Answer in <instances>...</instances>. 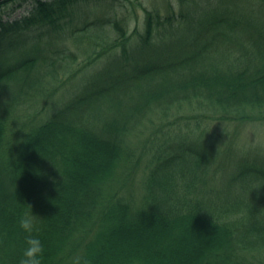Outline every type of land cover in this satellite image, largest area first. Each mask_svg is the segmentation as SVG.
<instances>
[{
    "label": "trees",
    "instance_id": "16d2710c",
    "mask_svg": "<svg viewBox=\"0 0 264 264\" xmlns=\"http://www.w3.org/2000/svg\"><path fill=\"white\" fill-rule=\"evenodd\" d=\"M131 5L0 2V264H264V0Z\"/></svg>",
    "mask_w": 264,
    "mask_h": 264
},
{
    "label": "rangeland",
    "instance_id": "374dc122",
    "mask_svg": "<svg viewBox=\"0 0 264 264\" xmlns=\"http://www.w3.org/2000/svg\"><path fill=\"white\" fill-rule=\"evenodd\" d=\"M131 1H132V5H131L130 9H131V11L136 10V14H138V18L140 19L141 23L143 22V18H144V12L142 10L143 7L147 8V9L158 8L161 11L166 12L167 5L169 2V0H131ZM175 2H176V0H175ZM93 5L94 4H90L89 8L92 9ZM84 6H85L84 10L86 11L87 10L86 5H84ZM244 6L247 8V6H249V5H247V6L244 5ZM92 11H94V10L92 9ZM78 17L77 16L75 17V19L77 21H82L84 18L83 15L82 16L78 15ZM88 18H93V14L89 15ZM66 31H69V28H67ZM23 37H28L29 39H32V41L34 42L33 45L36 44V42H39L38 40H40L38 32H33L30 34L26 33ZM47 40H49L48 37L41 38V42H39L40 46H44V47L48 46ZM33 45L31 47H29L30 45H27V50H28L27 52L32 51L31 48H33ZM25 48L26 47L23 46L20 49V51L23 53V50ZM73 49H74V47H73ZM10 54H12V53H10ZM73 91L74 90L72 88L69 89L66 92V95L68 97L71 96ZM237 143H238L237 144L238 146L247 145V144H249L251 146H255V145L260 144V143L264 144V126L258 127V128L254 127V126H247V127L242 128L239 135L237 136ZM235 147H237V146H235ZM141 177L142 176L139 175L138 177H136L134 179L128 180L126 185L122 188V193L124 195H127L128 193L130 194V192L133 191L134 189L140 193L139 186H140V178ZM138 195L139 194L136 193V197Z\"/></svg>",
    "mask_w": 264,
    "mask_h": 264
},
{
    "label": "clouds",
    "instance_id": "9594fccd",
    "mask_svg": "<svg viewBox=\"0 0 264 264\" xmlns=\"http://www.w3.org/2000/svg\"><path fill=\"white\" fill-rule=\"evenodd\" d=\"M28 210L24 211L19 216V227L24 231L26 247L23 251V256L19 264H43L44 259V244L39 235L35 233L40 232L38 226V218L42 219L39 215L34 214L32 206L26 204Z\"/></svg>",
    "mask_w": 264,
    "mask_h": 264
},
{
    "label": "water",
    "instance_id": "95a60500",
    "mask_svg": "<svg viewBox=\"0 0 264 264\" xmlns=\"http://www.w3.org/2000/svg\"><path fill=\"white\" fill-rule=\"evenodd\" d=\"M4 0H0V2H3Z\"/></svg>",
    "mask_w": 264,
    "mask_h": 264
}]
</instances>
